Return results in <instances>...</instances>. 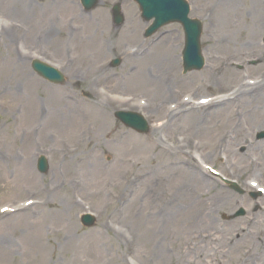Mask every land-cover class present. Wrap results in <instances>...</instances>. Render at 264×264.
<instances>
[{
  "label": "rangeland",
  "instance_id": "rangeland-1",
  "mask_svg": "<svg viewBox=\"0 0 264 264\" xmlns=\"http://www.w3.org/2000/svg\"><path fill=\"white\" fill-rule=\"evenodd\" d=\"M186 1L202 23L205 65L183 74L181 26L145 38L133 0L91 10L78 0H0V264H264V193L247 196L253 181L264 189V100L243 90L264 72V0ZM118 2L121 25L111 14ZM34 58L65 81L33 73ZM120 109L141 113L149 131L125 127L113 116ZM87 211L93 227L79 221ZM205 215L211 223L196 220ZM243 231L251 238L236 243Z\"/></svg>",
  "mask_w": 264,
  "mask_h": 264
},
{
  "label": "water",
  "instance_id": "water-1",
  "mask_svg": "<svg viewBox=\"0 0 264 264\" xmlns=\"http://www.w3.org/2000/svg\"><path fill=\"white\" fill-rule=\"evenodd\" d=\"M141 9V15L145 20L153 18L152 25L147 29L146 35L154 32L158 27L168 22H179L184 30L185 45L182 52L184 71L191 69H200L203 65V60L200 55L199 37L201 32V23L188 16L189 6L185 0H135ZM97 0H81L85 9H91ZM119 7H113L114 22L121 23L122 18L119 15ZM119 61L114 60L113 64ZM31 66L40 76L51 82H62L63 76L56 69L39 62L32 61ZM115 116L125 125L133 128L138 132H145L146 123L143 118L134 112H115ZM37 169L40 172L47 170V164L43 157H40L37 162ZM94 220L91 216L85 215L82 217V223L86 226H91Z\"/></svg>",
  "mask_w": 264,
  "mask_h": 264
},
{
  "label": "bare ground",
  "instance_id": "bare-ground-1",
  "mask_svg": "<svg viewBox=\"0 0 264 264\" xmlns=\"http://www.w3.org/2000/svg\"><path fill=\"white\" fill-rule=\"evenodd\" d=\"M173 49V51H175V48H172ZM164 51H166L165 49H164ZM168 54H171V53H169L168 52ZM158 56V55H157ZM157 56L155 57V58H157ZM141 75H138V76H135L134 77V79H133V82H136V83H142L143 82V80H144V78H145V73L144 72H141L140 73ZM136 79V80H135ZM153 82V81H152ZM152 82H147V84H153ZM31 86H32V88H36V86L34 85V83H32V84H30ZM157 85H158V89H161L163 86H164V83H163V81H160L159 80V83L157 82ZM38 87V86H37ZM45 90H47V89H45ZM242 89H240V90H237V92H239V91H241ZM243 90H247L249 93H251V95L249 96V100H250V102H252V101H257V100H259V101H263L264 100V76L263 77H261V79L258 81V83H257V86L256 87H254V88H252V87H249V88H246V87H243ZM59 94H55V93H50V94H48V96H47V100L48 101H51V102H53V103H55V104H58L59 102H60V97L58 96ZM208 99H210V98H208ZM94 106H96V105H94ZM100 106V105H99ZM260 116V117H259ZM258 116V119H259V121H258V123L259 122H261V120H262V118H263V116H264V114H262V115H259ZM76 118V120H79L78 122L76 121V120H74V119H69V123H75L76 122V124H81V118L78 116V117H75ZM95 119H100V117H99V115L96 113L95 114ZM185 120H187L188 121V123L190 122V121H192V123H193V118L190 116V117H187V118H184ZM71 125V124H70ZM262 163V162H261ZM260 163V165H259V167H258V169H257V171L258 172H260V173H263L264 172V164H261ZM66 165V164H65ZM64 165V166H65ZM256 166V165H255ZM203 182H206V183H208V181H206L205 179H204V181ZM71 185V184H70ZM72 186V185H71ZM213 189V187H210V191ZM223 195L224 196H221L220 194H219V192H215L214 193V196H218V198H220V199H222L223 201H225V202H228L229 201V198H230V196L229 195H225V193H223ZM66 205H68L67 203L66 204H64L63 206V208L62 209H60V211L58 212L60 215L61 214H63L64 213V210H65V207H66ZM153 215V214H152ZM151 215V216H152ZM169 214H167V216H168ZM166 216V213L165 212H163L162 210L161 211H159V212H157V213H155V216H154V219H157L158 217L162 220L163 219V217H165ZM153 217V216H152ZM153 218H151V219H148V220H152ZM160 220V221H161ZM196 220H201V221H203V222H205V223H211L212 221H211V219H210V216L209 215H205V216H202V217H197L196 218ZM263 221H264V219H263ZM256 234V233H255ZM250 234H249V232H247V231H243V233L241 232V233H239V236H237L236 237V243H239L241 240H245V239H247V238H251V236H249ZM257 235V234H256ZM151 240V239H150ZM160 240V239H159ZM152 241V240H151ZM220 241L221 242H223L222 240H221V238H220ZM159 242V241H158ZM158 245H159V243H158ZM158 247V246H157ZM263 249H264V247H263ZM155 250H156V247H155ZM224 253H226V252H224ZM247 254H249V251H246V252H244L243 253V255H244V257L247 255ZM241 264V263H240ZM242 264H243V261H242Z\"/></svg>",
  "mask_w": 264,
  "mask_h": 264
}]
</instances>
